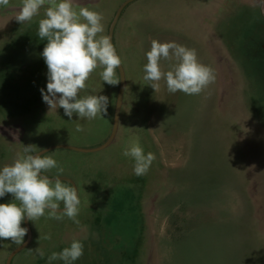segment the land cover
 Here are the masks:
<instances>
[{
	"label": "rangeland",
	"instance_id": "1",
	"mask_svg": "<svg viewBox=\"0 0 264 264\" xmlns=\"http://www.w3.org/2000/svg\"><path fill=\"white\" fill-rule=\"evenodd\" d=\"M85 1L73 7L101 13L98 37L108 36L126 0ZM21 6L22 0L0 6V168L27 145L43 151L105 143L120 87L105 83L98 67L79 96L108 97L106 114L89 120L74 113L69 120L62 108L50 111L40 91L47 90L41 55L47 40L38 36L49 5L22 24L15 19ZM152 40L195 49L215 82L186 95L169 93L162 80L155 92L143 79ZM114 44L126 88L113 143L96 152L43 154L77 186L80 224L50 219L46 211L29 222L30 243L11 264H48L74 238L84 254L73 264H264V0H137L123 10ZM161 64L167 70L168 62ZM137 137L144 154L156 156L139 177L133 158L123 155ZM44 174L55 177L57 169ZM10 202L19 204L12 194L0 198ZM48 233L51 239H42ZM22 244L0 239V264Z\"/></svg>",
	"mask_w": 264,
	"mask_h": 264
},
{
	"label": "clouds",
	"instance_id": "2",
	"mask_svg": "<svg viewBox=\"0 0 264 264\" xmlns=\"http://www.w3.org/2000/svg\"><path fill=\"white\" fill-rule=\"evenodd\" d=\"M10 0H0V6H8ZM45 4V17L39 20L38 36L47 40L41 53L47 65L46 91L40 89L43 101L50 111L62 108L64 115L72 119L75 113L79 118L95 119L107 113L108 97L88 95L80 97L86 88V81L98 67L102 80L109 85H116L117 68L122 65L121 57L110 36H99L104 31L103 15L87 7L77 11L74 0H22L15 19L18 23L31 21L38 15ZM83 21V22H82ZM147 63L144 65L143 79L155 92L164 81L169 93L183 92L186 95H199L215 82L213 68L199 62L197 51L176 42L151 41L146 52ZM161 61L168 62V68L162 67ZM77 132L84 131L77 125ZM41 150L35 145L23 147L13 163L0 168V198L12 194L17 203H0V239L22 244L28 229L22 227L25 218L37 220L48 212V218L62 221L65 217L79 225L80 199L77 186L62 180L64 171L58 162L48 155L37 154ZM123 155L134 160L133 172L136 176L146 175L156 159L155 154H144L139 138H133ZM255 167V166H253ZM56 168L57 175L49 178L44 172ZM63 203V208L60 207ZM41 238V237H39ZM42 239L50 240L51 233ZM38 256L44 257L39 247L34 249ZM84 254V245L79 239H73L69 247L60 252H52L47 257L48 264L63 261L73 264Z\"/></svg>",
	"mask_w": 264,
	"mask_h": 264
},
{
	"label": "water",
	"instance_id": "3",
	"mask_svg": "<svg viewBox=\"0 0 264 264\" xmlns=\"http://www.w3.org/2000/svg\"><path fill=\"white\" fill-rule=\"evenodd\" d=\"M134 1H137V0H126L119 7V9L116 12V15H115V17H114L111 25H110L108 36L111 37L112 43H113L114 47H115V44H114V31H115V27H116V25H117V23H118V21H119V19L121 17V14H122L123 10L127 7V5H129L130 3L134 2ZM118 70H119V73L121 75L120 87H119L117 101H116V107H115L113 131H112V134L109 137V139L105 143H103L102 145H100L98 147H95V148H79V147H74V146H69V145H54L52 147H49L47 149H44L43 151L38 152L37 154L43 155L44 153H46V152H48L50 150L57 149V148H64V149H69V150H74V151L84 152V153L96 152V151H100V150H103V149L107 148L109 145H111L113 143V141H114V139H115V137H116V135L118 133V129H119L120 113H121V109H122V105H123V96H124V92H125V88H126V78H125V72H124L123 66L118 67ZM43 175H45V174L43 173ZM49 178H53V177H49ZM61 179L62 180H67V181L71 182V184L73 186H75L74 182L70 178H68V177H61ZM29 222L30 221L27 220V218H25V226L28 229V232H27L28 235H27L26 241L21 246H19L17 249H15L10 254V256L7 259L6 264H11L13 258L19 252H21L23 249H25L29 245L30 240H31V228H30Z\"/></svg>",
	"mask_w": 264,
	"mask_h": 264
},
{
	"label": "crops",
	"instance_id": "4",
	"mask_svg": "<svg viewBox=\"0 0 264 264\" xmlns=\"http://www.w3.org/2000/svg\"><path fill=\"white\" fill-rule=\"evenodd\" d=\"M99 0H86L85 2H82L81 4H89V3H97ZM81 4H78V5H81ZM13 9V8H12Z\"/></svg>",
	"mask_w": 264,
	"mask_h": 264
}]
</instances>
